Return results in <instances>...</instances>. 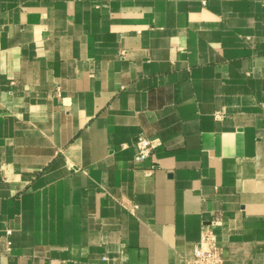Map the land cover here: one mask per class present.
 Returning <instances> with one entry per match:
<instances>
[{
  "label": "crops",
  "instance_id": "obj_1",
  "mask_svg": "<svg viewBox=\"0 0 264 264\" xmlns=\"http://www.w3.org/2000/svg\"><path fill=\"white\" fill-rule=\"evenodd\" d=\"M204 225L264 264V0H0V264H186Z\"/></svg>",
  "mask_w": 264,
  "mask_h": 264
},
{
  "label": "built area",
  "instance_id": "obj_2",
  "mask_svg": "<svg viewBox=\"0 0 264 264\" xmlns=\"http://www.w3.org/2000/svg\"><path fill=\"white\" fill-rule=\"evenodd\" d=\"M135 158L137 164L144 163L153 154V145L150 139L139 137L134 144ZM8 235L11 232L7 233ZM9 247L11 243L8 244ZM186 264H228L222 253V249L217 245V238L211 226L202 227L201 239L195 248L194 258Z\"/></svg>",
  "mask_w": 264,
  "mask_h": 264
}]
</instances>
